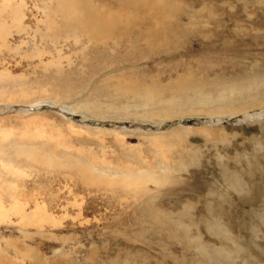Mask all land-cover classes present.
Here are the masks:
<instances>
[{"label":"rangeland","instance_id":"rangeland-1","mask_svg":"<svg viewBox=\"0 0 264 264\" xmlns=\"http://www.w3.org/2000/svg\"><path fill=\"white\" fill-rule=\"evenodd\" d=\"M0 264H264V0H0Z\"/></svg>","mask_w":264,"mask_h":264},{"label":"bare ground","instance_id":"bare-ground-1","mask_svg":"<svg viewBox=\"0 0 264 264\" xmlns=\"http://www.w3.org/2000/svg\"><path fill=\"white\" fill-rule=\"evenodd\" d=\"M107 17H108V16H107ZM109 17H110V16H109ZM109 17H108V18H109ZM96 18H97L98 20H102V18H100L99 16H96ZM111 18H112V17H111ZM111 20H113V19H111ZM109 24H110V23H109ZM113 24H114V20H113ZM108 31H110V30H108ZM251 250H252V249H251ZM251 250H250V251H251ZM252 252H253V250H252ZM258 256H260V255H258Z\"/></svg>","mask_w":264,"mask_h":264},{"label":"trees","instance_id":"trees-1","mask_svg":"<svg viewBox=\"0 0 264 264\" xmlns=\"http://www.w3.org/2000/svg\"><path fill=\"white\" fill-rule=\"evenodd\" d=\"M175 123V122H174Z\"/></svg>","mask_w":264,"mask_h":264}]
</instances>
